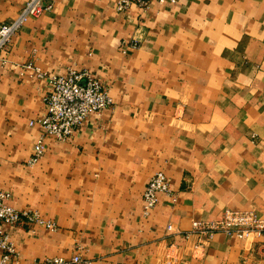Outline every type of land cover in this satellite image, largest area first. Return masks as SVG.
Instances as JSON below:
<instances>
[{"label": "crops", "instance_id": "1", "mask_svg": "<svg viewBox=\"0 0 264 264\" xmlns=\"http://www.w3.org/2000/svg\"><path fill=\"white\" fill-rule=\"evenodd\" d=\"M27 1L0 0V23ZM119 2L48 0L3 55L53 76L90 70L114 101L70 142L48 138L29 165L52 88L14 68L0 76V190L57 227L10 230L18 264L77 254L92 264H264V237L189 236L226 211L264 219V0H152L123 13ZM130 42L138 47L123 54ZM158 172L177 201L161 195L146 216Z\"/></svg>", "mask_w": 264, "mask_h": 264}, {"label": "built area", "instance_id": "2", "mask_svg": "<svg viewBox=\"0 0 264 264\" xmlns=\"http://www.w3.org/2000/svg\"><path fill=\"white\" fill-rule=\"evenodd\" d=\"M48 0H28L26 6L15 20L0 23V76L8 68L16 69L21 76L33 74L49 80L52 93L47 97L48 114L32 123L39 126L42 134L34 147V154L29 165L40 162L47 151L46 140L52 138L60 143L72 140L91 116L101 115L113 107L114 101L110 90L90 70H70L64 76H53L43 73L35 64H12L3 57L14 39L24 26L32 19L40 18L52 9L46 5ZM165 4L168 0H159ZM177 4L180 0H169ZM152 0H120L118 11L127 12L132 7L148 10ZM134 42L123 45V54L129 49H136ZM165 195L173 202L177 201L171 183L164 172L155 174L147 185L144 194L145 215L149 216L159 205L160 196ZM11 194L0 190V264H18L19 253L11 240L10 230L27 226H42L52 231L57 227L54 223L42 218L38 211L20 210L11 203ZM224 234L230 238L248 240L264 237V219L257 212L226 211L223 218L216 222H196L189 236L205 238L212 241L216 235ZM188 236V237H189ZM44 264H92L77 254L71 260L64 258L48 259Z\"/></svg>", "mask_w": 264, "mask_h": 264}]
</instances>
